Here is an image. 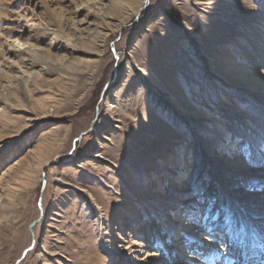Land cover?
Listing matches in <instances>:
<instances>
[{"label": "rangeland", "instance_id": "obj_1", "mask_svg": "<svg viewBox=\"0 0 264 264\" xmlns=\"http://www.w3.org/2000/svg\"><path fill=\"white\" fill-rule=\"evenodd\" d=\"M262 193L264 0H0V264H181Z\"/></svg>", "mask_w": 264, "mask_h": 264}, {"label": "bare ground", "instance_id": "obj_2", "mask_svg": "<svg viewBox=\"0 0 264 264\" xmlns=\"http://www.w3.org/2000/svg\"><path fill=\"white\" fill-rule=\"evenodd\" d=\"M145 2V1H144ZM33 26L35 24H32ZM33 28V27H32ZM123 28V25L119 26V29ZM30 31V30H29ZM123 31V30H122ZM26 32V30L24 31ZM29 37V36H28ZM27 38V37H26ZM9 43H7V49L8 51H21V50H25L26 49V42H23L21 39L17 38L15 40H13V42L11 43V45H8ZM29 47V46H28ZM27 47V48H28ZM33 47V46H32ZM30 49V48H29ZM43 49V48H42ZM32 52V51H31ZM11 53V52H10ZM28 53V52H27ZM45 69V68H44ZM22 72V71H21ZM27 76L28 78V74L25 72H22V74L20 76H18V78ZM17 78V77H16ZM15 82V81H14ZM10 83V82H9ZM7 88V87H6ZM221 162H225L228 166H236V164L239 162L238 160H234L232 161L231 158H229V156H227L226 154L223 155ZM243 170V169H241ZM173 185L176 186L177 183L176 181H173ZM242 187L238 188V190H241ZM236 191V190H235ZM264 194V193H262ZM192 199L191 198H185V199H178V201L180 203L186 204V203H190ZM245 205V204H242ZM242 205H237L238 207V211L239 213H241L242 218H243V223L241 224V221L239 222L238 218V212L236 211V218H235V223L233 224V227L231 229V233H228V239L231 243H233L234 245L237 244V242H239L240 244H246V246H248V241H250L252 246H255L259 243V245L264 244V229L262 228L261 230L263 231V233L260 231V229L258 228L259 226H256L254 224V222L256 223V220H252L250 218V213H248L249 211H244V206ZM246 209V208H245ZM186 205L179 210V215H175L174 219H172L170 217V222L172 225H174L175 227L179 228V231L177 233L174 234V237L172 238V243H170L167 248L169 250H173V252L176 255V257L174 259L179 260L180 259H184V257L186 256V251L184 249L183 246H180V241L182 242V239L179 237V233H183L181 235H187V234H191L195 231L194 227L191 224H188L185 220H183V217L186 216L188 213H186ZM184 213H186V215H184ZM262 213V212H260ZM252 216V215H251ZM187 217V216H186ZM241 218V217H240ZM238 219V220H237ZM255 219V218H254ZM257 224V223H256ZM245 226L246 230H247V234H248V239H246L245 241H241L240 236L238 239V235L240 233L241 230V226ZM147 226V225H146ZM143 226V235L145 234H150L148 231V226ZM146 228H147V232H146ZM261 228V227H260ZM150 229V228H149ZM200 229V227L198 228ZM243 229V228H242ZM141 231V228H140ZM205 233V230H203ZM202 231V234H197L198 236L195 238L196 241L200 242V241H205V242H200L202 243L204 246H206V242L211 243L210 238L204 234ZM226 231V230H225ZM198 232V231H197ZM263 234V235H262ZM242 237V236H241ZM188 238V237H187ZM181 239V240H180ZM245 239V238H244ZM214 247V245H213ZM220 250L223 252H227L228 248L225 246H221ZM135 252H137L141 257L137 256L136 257V262L135 264H159L158 259H156V256L154 253H151L149 251H147L146 249H144V245L140 246V249L136 250ZM255 252L257 254V248L255 249ZM120 253H122L120 251ZM137 254V255H138ZM188 254V253H187ZM207 254V252L205 253ZM163 258V257H162ZM188 260H195L194 257H192L190 254L187 255L186 257ZM231 262V261H230ZM228 262V264L230 263ZM181 264H187V262H183Z\"/></svg>", "mask_w": 264, "mask_h": 264}, {"label": "snow or ice", "instance_id": "obj_3", "mask_svg": "<svg viewBox=\"0 0 264 264\" xmlns=\"http://www.w3.org/2000/svg\"><path fill=\"white\" fill-rule=\"evenodd\" d=\"M191 212L193 214L196 212L195 207L191 209ZM189 219L198 223L195 215L190 216ZM205 234L210 238L211 241L207 248H205L202 243L196 241L195 238H186V251L195 258V260H188L187 264H224L225 260L232 261V264H241V260L239 258H233L236 256L234 244L225 239L226 234L223 229H220L218 226L214 225L212 227L206 228ZM221 246L227 247L228 251H221ZM206 252L207 254H205Z\"/></svg>", "mask_w": 264, "mask_h": 264}, {"label": "water", "instance_id": "obj_4", "mask_svg": "<svg viewBox=\"0 0 264 264\" xmlns=\"http://www.w3.org/2000/svg\"><path fill=\"white\" fill-rule=\"evenodd\" d=\"M83 135H84V134H81L80 138H81ZM80 138H79V139H80ZM79 139H78V140H79ZM35 223H36V222H34V223L32 224V226H34ZM26 253H27V250L24 252L23 257L26 255ZM23 257H22L21 259H19V260L17 261L16 264H19V263L21 262V260L23 259Z\"/></svg>", "mask_w": 264, "mask_h": 264}]
</instances>
